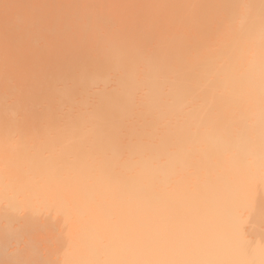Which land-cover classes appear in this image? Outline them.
<instances>
[{"label": "bare ground", "instance_id": "obj_1", "mask_svg": "<svg viewBox=\"0 0 264 264\" xmlns=\"http://www.w3.org/2000/svg\"><path fill=\"white\" fill-rule=\"evenodd\" d=\"M0 264H264V0H0Z\"/></svg>", "mask_w": 264, "mask_h": 264}]
</instances>
